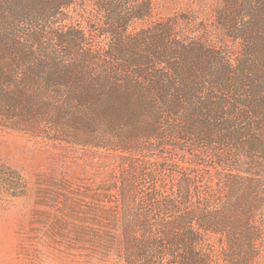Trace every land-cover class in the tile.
<instances>
[{
  "label": "trees",
  "instance_id": "obj_1",
  "mask_svg": "<svg viewBox=\"0 0 264 264\" xmlns=\"http://www.w3.org/2000/svg\"><path fill=\"white\" fill-rule=\"evenodd\" d=\"M161 1L211 22L0 0V128L156 156L97 200L90 242L122 264H264V0Z\"/></svg>",
  "mask_w": 264,
  "mask_h": 264
},
{
  "label": "rangeland",
  "instance_id": "obj_2",
  "mask_svg": "<svg viewBox=\"0 0 264 264\" xmlns=\"http://www.w3.org/2000/svg\"><path fill=\"white\" fill-rule=\"evenodd\" d=\"M172 7L154 0L153 18L173 14L196 26L211 22L208 15ZM82 25L94 43H108L107 35L92 31L85 21ZM136 157L139 160L0 128V264H122L114 247L90 242L98 227L92 219L97 200L115 192L107 189L111 184L119 183L133 167L150 166L156 159Z\"/></svg>",
  "mask_w": 264,
  "mask_h": 264
}]
</instances>
